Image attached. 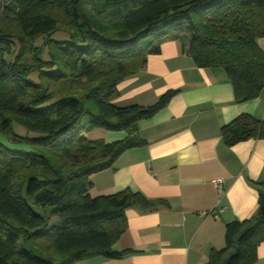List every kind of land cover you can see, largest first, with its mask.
I'll return each instance as SVG.
<instances>
[{
	"label": "trees",
	"instance_id": "obj_1",
	"mask_svg": "<svg viewBox=\"0 0 264 264\" xmlns=\"http://www.w3.org/2000/svg\"><path fill=\"white\" fill-rule=\"evenodd\" d=\"M261 38L264 0H0V264L129 254L115 249L127 210L160 204L131 190L93 197L91 177L145 146L139 123L177 91L120 107L119 85L174 39L198 67L225 70L238 101L253 100L264 89ZM96 130L126 136L91 140ZM221 134L227 146L264 139V120L242 114ZM225 240L207 264L254 262L264 191L257 213L227 225Z\"/></svg>",
	"mask_w": 264,
	"mask_h": 264
},
{
	"label": "crops",
	"instance_id": "obj_2",
	"mask_svg": "<svg viewBox=\"0 0 264 264\" xmlns=\"http://www.w3.org/2000/svg\"><path fill=\"white\" fill-rule=\"evenodd\" d=\"M264 50V38L259 40ZM169 91V104L139 123L147 143L94 174L93 197L124 190L159 202L156 210L126 212L115 249L123 259L93 257L77 264H207L225 247L227 225L252 218L264 191V139L227 146L221 131L242 114L264 120V89L240 102L222 68H200L181 42L166 39L158 55L119 85L120 107H148ZM125 133L96 130L91 140L113 143ZM221 181V182H219ZM252 264H264V243Z\"/></svg>",
	"mask_w": 264,
	"mask_h": 264
},
{
	"label": "rangeland",
	"instance_id": "obj_3",
	"mask_svg": "<svg viewBox=\"0 0 264 264\" xmlns=\"http://www.w3.org/2000/svg\"><path fill=\"white\" fill-rule=\"evenodd\" d=\"M10 26H12V24H10ZM157 33H158V31L157 32H155V34L157 35ZM154 34V35H155ZM151 40V38L149 39V41ZM18 132H20V133H22V132H24L22 129H18Z\"/></svg>",
	"mask_w": 264,
	"mask_h": 264
},
{
	"label": "built area",
	"instance_id": "obj_4",
	"mask_svg": "<svg viewBox=\"0 0 264 264\" xmlns=\"http://www.w3.org/2000/svg\"><path fill=\"white\" fill-rule=\"evenodd\" d=\"M219 182H221V181H219Z\"/></svg>",
	"mask_w": 264,
	"mask_h": 264
}]
</instances>
